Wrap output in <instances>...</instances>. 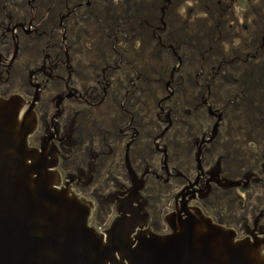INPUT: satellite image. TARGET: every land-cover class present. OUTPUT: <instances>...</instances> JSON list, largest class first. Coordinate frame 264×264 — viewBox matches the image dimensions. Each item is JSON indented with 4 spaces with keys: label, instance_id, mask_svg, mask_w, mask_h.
I'll use <instances>...</instances> for the list:
<instances>
[{
    "label": "flooded vegetation",
    "instance_id": "1",
    "mask_svg": "<svg viewBox=\"0 0 264 264\" xmlns=\"http://www.w3.org/2000/svg\"><path fill=\"white\" fill-rule=\"evenodd\" d=\"M0 98L90 226L199 210L264 251V0H0Z\"/></svg>",
    "mask_w": 264,
    "mask_h": 264
},
{
    "label": "water",
    "instance_id": "2",
    "mask_svg": "<svg viewBox=\"0 0 264 264\" xmlns=\"http://www.w3.org/2000/svg\"><path fill=\"white\" fill-rule=\"evenodd\" d=\"M22 109L0 98V264H264L261 247L199 210L169 220L167 235L137 231L145 216L123 208L104 232L90 226L88 203L30 146Z\"/></svg>",
    "mask_w": 264,
    "mask_h": 264
}]
</instances>
